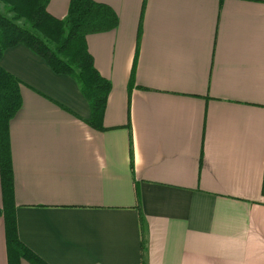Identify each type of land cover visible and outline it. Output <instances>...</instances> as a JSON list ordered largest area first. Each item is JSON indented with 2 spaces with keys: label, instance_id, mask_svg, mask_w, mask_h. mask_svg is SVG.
I'll list each match as a JSON object with an SVG mask.
<instances>
[{
  "label": "crops",
  "instance_id": "crops-1",
  "mask_svg": "<svg viewBox=\"0 0 264 264\" xmlns=\"http://www.w3.org/2000/svg\"><path fill=\"white\" fill-rule=\"evenodd\" d=\"M93 1L119 20L86 38L111 84L104 131L28 48L0 61L21 82L20 241L47 264H142L141 212L146 264H264V0ZM69 5L47 10L64 20Z\"/></svg>",
  "mask_w": 264,
  "mask_h": 264
},
{
  "label": "trees",
  "instance_id": "trees-1",
  "mask_svg": "<svg viewBox=\"0 0 264 264\" xmlns=\"http://www.w3.org/2000/svg\"><path fill=\"white\" fill-rule=\"evenodd\" d=\"M7 14L0 13V61L7 49L25 46L41 58L59 76L72 78L88 102L91 119L88 125L104 131L111 84L94 65L88 51L89 35L107 33L119 25L112 8L93 0H70L67 17L54 18L48 13L49 0H0ZM22 107L21 82L0 66V178L8 264H47L18 237L14 205L13 171L10 151V122ZM131 157H133L131 149ZM142 232V264H146V241L143 215L139 212Z\"/></svg>",
  "mask_w": 264,
  "mask_h": 264
},
{
  "label": "rangeland",
  "instance_id": "rangeland-1",
  "mask_svg": "<svg viewBox=\"0 0 264 264\" xmlns=\"http://www.w3.org/2000/svg\"><path fill=\"white\" fill-rule=\"evenodd\" d=\"M0 13L4 15L7 14L5 6H3L1 3H0Z\"/></svg>",
  "mask_w": 264,
  "mask_h": 264
}]
</instances>
